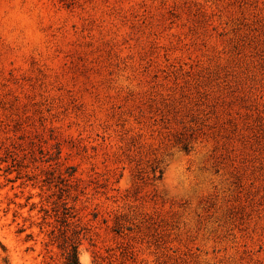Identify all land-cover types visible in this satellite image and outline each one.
<instances>
[{"label":"rangeland","instance_id":"1","mask_svg":"<svg viewBox=\"0 0 264 264\" xmlns=\"http://www.w3.org/2000/svg\"><path fill=\"white\" fill-rule=\"evenodd\" d=\"M64 240L264 264V0H0V264Z\"/></svg>","mask_w":264,"mask_h":264},{"label":"trees","instance_id":"2","mask_svg":"<svg viewBox=\"0 0 264 264\" xmlns=\"http://www.w3.org/2000/svg\"><path fill=\"white\" fill-rule=\"evenodd\" d=\"M66 222V220H64ZM64 250V264H81L79 259V246L75 242L64 240L61 244Z\"/></svg>","mask_w":264,"mask_h":264}]
</instances>
